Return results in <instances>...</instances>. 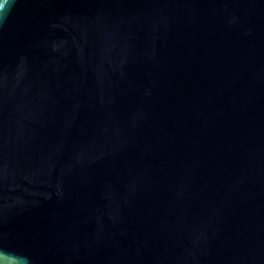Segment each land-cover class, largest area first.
Here are the masks:
<instances>
[{"label":"water","instance_id":"water-1","mask_svg":"<svg viewBox=\"0 0 264 264\" xmlns=\"http://www.w3.org/2000/svg\"><path fill=\"white\" fill-rule=\"evenodd\" d=\"M0 249L31 264H264V0H0Z\"/></svg>","mask_w":264,"mask_h":264},{"label":"clouds","instance_id":"clouds-1","mask_svg":"<svg viewBox=\"0 0 264 264\" xmlns=\"http://www.w3.org/2000/svg\"><path fill=\"white\" fill-rule=\"evenodd\" d=\"M9 8L10 6L5 11L0 12V21H3ZM0 264H31V260L27 256H20L0 249Z\"/></svg>","mask_w":264,"mask_h":264}]
</instances>
